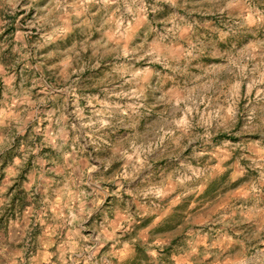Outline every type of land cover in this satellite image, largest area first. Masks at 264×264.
I'll use <instances>...</instances> for the list:
<instances>
[{
	"label": "clouds",
	"instance_id": "9594fccd",
	"mask_svg": "<svg viewBox=\"0 0 264 264\" xmlns=\"http://www.w3.org/2000/svg\"><path fill=\"white\" fill-rule=\"evenodd\" d=\"M0 264H264V0H0Z\"/></svg>",
	"mask_w": 264,
	"mask_h": 264
}]
</instances>
